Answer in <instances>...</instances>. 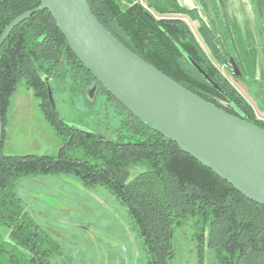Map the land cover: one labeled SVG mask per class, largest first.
Instances as JSON below:
<instances>
[{"label":"trees","instance_id":"16d2710c","mask_svg":"<svg viewBox=\"0 0 264 264\" xmlns=\"http://www.w3.org/2000/svg\"><path fill=\"white\" fill-rule=\"evenodd\" d=\"M87 0L96 19L130 51L168 77L228 113L264 128L252 105L220 72L231 51L222 54L215 34L193 9L177 0ZM40 5V0H0V34L17 16ZM187 18L196 20V31ZM185 55L220 86L210 85ZM246 71L232 76L252 83ZM23 79L44 119L60 138L56 154H6L4 129L0 148V264H50L58 243L31 218L16 197V182L26 176L73 177L84 188L101 186L125 206L147 252L146 264H168L174 255V224L191 215L209 218L207 246L223 252L222 264H264V206L244 197L233 186L201 165L126 110L84 67L69 48L48 10L32 14L15 26L0 47V114L5 123L10 97ZM47 81V82H46ZM57 99L76 97L92 107L106 100L120 116L112 137L68 125L58 118ZM96 83L91 97L87 90ZM227 105H230L227 106ZM113 106L115 108H113ZM94 112V109H92ZM130 167H138L131 175ZM8 228L3 231L2 226ZM202 264V255L200 254Z\"/></svg>","mask_w":264,"mask_h":264},{"label":"rangeland","instance_id":"374dc122","mask_svg":"<svg viewBox=\"0 0 264 264\" xmlns=\"http://www.w3.org/2000/svg\"><path fill=\"white\" fill-rule=\"evenodd\" d=\"M125 4V1L122 0ZM192 29L195 23L187 18ZM220 72L256 109L264 121V82L261 95L254 85H242L231 73L232 68L218 64ZM249 91H247V89ZM249 92V93H248ZM66 96L57 99L55 111L74 126L88 128L101 137L119 132L120 116L99 98L92 107L82 99ZM38 98L23 79L17 82L3 124V151L6 154H56L61 141L44 119ZM113 108H115L113 106ZM133 175L138 167H130ZM16 197L24 210L58 243L59 252L50 257V264H146L147 252L132 219L117 198L101 186L82 187L75 178L62 175H33L19 179ZM209 218L191 215L174 224V255L168 264H222L223 252L207 246ZM7 231L6 226H2Z\"/></svg>","mask_w":264,"mask_h":264},{"label":"water","instance_id":"95a60500","mask_svg":"<svg viewBox=\"0 0 264 264\" xmlns=\"http://www.w3.org/2000/svg\"><path fill=\"white\" fill-rule=\"evenodd\" d=\"M43 10L50 12L69 48L96 82L126 110L244 197L264 206L263 127L217 107L130 51L96 19L87 0H40L39 6L17 16L2 30L0 47L15 26ZM185 58L210 85L223 93L195 60L188 55ZM229 62L233 74L240 76L232 57ZM46 85L55 110L51 90ZM95 90L96 83L87 90L88 96L92 98ZM55 114L60 118L56 111ZM2 135L0 114V148Z\"/></svg>","mask_w":264,"mask_h":264},{"label":"crops","instance_id":"0c3cea01","mask_svg":"<svg viewBox=\"0 0 264 264\" xmlns=\"http://www.w3.org/2000/svg\"><path fill=\"white\" fill-rule=\"evenodd\" d=\"M177 1L180 6L196 11L200 19L215 34L214 41L221 53L231 51L242 72L246 71L242 56H247L254 81L247 84L235 79L245 87L254 85L257 93L261 95L260 92L263 91L261 82H264V0ZM192 21L197 27V21ZM262 100L263 106L259 109L261 113L264 112V98ZM253 110L258 118V112L254 107Z\"/></svg>","mask_w":264,"mask_h":264}]
</instances>
